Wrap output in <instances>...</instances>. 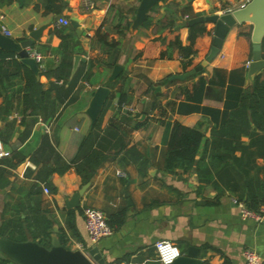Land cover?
Listing matches in <instances>:
<instances>
[{"label":"crops","instance_id":"1","mask_svg":"<svg viewBox=\"0 0 264 264\" xmlns=\"http://www.w3.org/2000/svg\"><path fill=\"white\" fill-rule=\"evenodd\" d=\"M65 1L66 6L58 14L45 13L42 6L37 7L39 0H0L3 33L4 25L10 36L20 41L33 29L44 26L28 50L30 55L35 54L31 56L37 59L41 71L49 73L40 75L45 88L53 82L68 86L52 72L63 60L73 61L71 77L83 70L65 102L57 104L55 114L47 118L31 114L30 109L25 111L23 74L0 82V140L11 152L26 153L23 160L14 157L16 166H7L9 184L1 186L0 178V233L3 221L15 215L19 202L26 201V194L32 188L40 187L41 207L55 220L52 231L55 225L65 227L66 217L73 211L80 237L67 228L68 246L81 249L79 246L83 244L88 250L97 246L105 264H162L155 249L158 240L175 242L184 255L196 251L202 264H224L227 260V264H244L246 248L257 251L264 264V217L260 221L243 218L233 200L234 196L251 194L264 198V157H249L248 152L237 149L234 156L239 158L238 169L229 151L215 145L228 137L223 130L237 107L234 104L239 89L248 87L255 76L250 79L248 71L252 56L244 65L235 64L239 30L243 25H252L253 31V24L245 21L233 25L217 55L201 70L184 78L179 75L206 58L214 35L198 42L199 53L195 56L198 63L194 67L186 69L185 61L177 53L172 58L157 57L160 41L156 38L171 14L177 16L180 37L187 44L191 18L208 15L211 9L223 14L228 8H238L243 0H160L148 13L152 15V23L136 27L133 22L141 0ZM88 1L93 7L86 6ZM194 12L198 14L191 15ZM60 16L67 17L69 24L58 26ZM72 19L79 22L81 33L72 25ZM56 26L73 35L66 53H62V38ZM99 29L108 33L110 39L120 40L117 64L123 67L120 74L124 73V79L114 87L109 82L120 74L114 80L109 79L114 66L104 62L107 55L101 51L95 36ZM76 55L81 57L78 61ZM16 56L20 58L17 53ZM91 61L95 63L93 73L90 80H85ZM215 68L228 70L223 84L214 75ZM259 72L264 75V68ZM212 77L217 82L212 83ZM200 78L205 83L202 92L195 94ZM100 85L111 88L97 119V132L109 157L86 182L74 163L64 173L53 172L50 176L53 190L36 177L42 162H35L31 154L48 165H55V151L69 162L74 160L83 137L93 127L87 109ZM7 93L9 104H5ZM51 94H56L54 88ZM122 95L126 97L124 101ZM192 106L199 108L186 111V107ZM173 120L199 127L204 133L196 162L189 169L177 167L175 171H167L165 168L167 122ZM253 128L251 124L250 129ZM241 139L247 144L251 137L244 132ZM122 142L127 147L137 146L143 154L138 157L116 154ZM221 152L226 154H217ZM218 155L224 156V160H218ZM6 157L0 156V173L1 159ZM140 164L144 167L142 172ZM85 184L80 205L68 206L67 201ZM85 206L102 210L108 222L113 223L112 233L95 244L91 243L86 227Z\"/></svg>","mask_w":264,"mask_h":264},{"label":"trees","instance_id":"2","mask_svg":"<svg viewBox=\"0 0 264 264\" xmlns=\"http://www.w3.org/2000/svg\"><path fill=\"white\" fill-rule=\"evenodd\" d=\"M42 6L45 13H61L66 6L65 0H39L37 7ZM157 5L153 7V10ZM193 13L191 15H197ZM177 16L171 14L168 20L163 23L161 35L158 36L160 41L159 48L157 50L158 58H172L175 53L178 54L185 61V68L194 67L198 62L195 61V56L198 55L199 49L197 47L198 42L204 37H212L214 35V24L211 21L197 22L192 25H188L189 29V43H183L180 37V26L176 21ZM152 23V15L148 14L143 26H149ZM130 27V24L129 26ZM57 33L62 38L61 47H63L62 53H66V48L70 47L72 33H65L62 27L56 26ZM252 25H243L238 33L237 44L238 47L235 53V64L244 65L252 56L253 43L251 41ZM96 40L101 45V51L106 54L104 62L113 67L115 66L120 57L121 44L120 40L115 38H109L108 33L101 31L96 32ZM207 55V54H206ZM141 56V55H140ZM262 57H264V37L262 40ZM72 60V59H71ZM63 60L59 66L52 71L57 80L63 79V82L68 83L66 87L64 84L59 85L53 82L49 88H45L44 84L40 80L42 73L49 74L48 72L41 71L40 75L26 65L20 58L16 56L13 51L0 48V82L4 83L5 79L10 76H16L23 74L26 78L25 92L23 95V103L25 111L30 109L32 114H41L43 118L53 116L55 114L56 105L65 102L71 90L76 85L77 79L82 74V69L79 70L74 76L71 77V67L73 61ZM95 65L94 61H91L88 70L84 74L85 80H90L92 76V67ZM67 66V68H66ZM228 74V70L224 68H215L214 75L218 77V82L223 84ZM71 78V79H70ZM124 79V73L122 72L119 77L109 82L111 87H114L120 80ZM212 83L217 82L215 77L210 79ZM205 83L204 78H200L199 83L195 86V94L202 92V87ZM56 90L54 96L51 94L52 89ZM238 101L234 104L235 107L231 112L228 125L224 127L223 132L228 136L227 138L218 141L219 147L227 149L228 154L234 162V167L240 168L239 158L235 157V151L241 149L243 152H248V156H261L264 157V75L260 72L256 73L252 83L245 87L243 90L239 89ZM53 96V97H52ZM114 96V95H113ZM121 101L126 99L125 95H122ZM194 98V97H193ZM10 97L7 93L5 95V104L10 103ZM110 102V101H108ZM108 102L106 103L108 105ZM199 106L186 107V111L197 110ZM180 109V108H179ZM181 110H183L181 108ZM185 110V109H184ZM254 124V128L250 129V125ZM99 122L97 121L92 129L83 137L79 149L78 155L72 161L65 160L60 152L55 151L54 161L55 165H48L31 154V158L37 162H42V166L38 171L36 177L49 185L51 189L55 190L50 176L53 172L64 173L68 170L72 163L76 171L81 175L84 182L89 181L98 167L109 157V153L105 151V145L101 142V137L97 132ZM247 133L251 140L249 143L242 142V133ZM204 133L199 127H192L183 124L179 120H173L167 122V137L165 143L167 144V155L165 161V168L167 171H175L177 167H183L184 169L191 168L196 162V156L199 153L201 142ZM116 154H130L131 156L138 157L143 154L141 150L133 145L127 147L125 142H122L118 146ZM26 153L22 151L11 152L6 159H1V186L9 184L8 167L16 166L17 162L14 161V157H19V160L25 159ZM204 154V153H203ZM226 154V153H217ZM218 160H224V156L218 155ZM145 163V161H143ZM144 169L143 164L139 165V170L142 172ZM41 188H32L28 194H26V201L23 199L19 202V206L16 207L15 215L5 219L1 225V235L7 236L14 240H36L46 246L51 245V233L53 232V225L55 220L46 209L41 207ZM238 201L245 203V205L251 209L259 210L264 205V198H259L257 195L251 194L247 196H234ZM75 213L70 211L66 217V226H59V239L61 243L68 246V234L67 228L73 231V234L80 237L76 228ZM110 224H113L109 220ZM12 262L5 255L1 254L0 264H9ZM229 263L228 260L224 264ZM12 264H18L13 262Z\"/></svg>","mask_w":264,"mask_h":264},{"label":"water","instance_id":"3","mask_svg":"<svg viewBox=\"0 0 264 264\" xmlns=\"http://www.w3.org/2000/svg\"><path fill=\"white\" fill-rule=\"evenodd\" d=\"M160 0H141L133 26H139L145 21L149 11ZM214 9L210 10L208 15H199L189 20V25L202 21H211L214 24V36L211 48L206 58H204L194 68L180 74V78L194 74L196 71L201 70L208 64L219 52L224 38L226 37L230 28L245 21H251L253 24L252 41H253V55L249 61V77L250 79L264 68V57H262V40L264 37V0H250L246 6L237 8L232 12H225L223 14H217ZM73 26H75L79 33V22L75 19L71 20ZM44 26L33 29L27 38L17 41L10 35L3 33L0 30V48L13 51L17 53L20 59L28 65L37 75H40L41 68L37 59L30 55L28 46H32L34 41L42 34ZM81 57L76 55V61ZM82 59H84L82 57ZM123 67L120 64H116L113 68L110 80H114L118 77ZM0 90L1 84H0ZM111 93V88L107 85H100L90 102L87 109L91 116L92 126L99 118L102 109L105 105L107 98ZM87 184L76 192L73 197L67 201L68 206H79L80 197L84 192ZM59 226H54V232L51 234V245L46 246L36 240H14L7 236L0 234V251L3 255L9 258L12 262L18 264H105V259L97 246H94L88 250V252L82 249L70 248L63 245L58 235ZM170 264H202V260L197 258V252L190 250L187 255L182 254L174 262Z\"/></svg>","mask_w":264,"mask_h":264},{"label":"built area","instance_id":"4","mask_svg":"<svg viewBox=\"0 0 264 264\" xmlns=\"http://www.w3.org/2000/svg\"><path fill=\"white\" fill-rule=\"evenodd\" d=\"M250 0H243L240 4V7H244ZM86 6L93 7V4L88 1L86 2ZM237 8H228L225 12H232ZM69 24V19L65 16H60L57 20V25H67ZM2 30L5 34L10 35L11 32L6 26H2ZM34 55L35 54H31ZM10 155V150L4 148L1 140H0V156H8ZM125 174L124 172H120ZM45 191L49 192V188L45 187ZM233 200L237 203L238 207L240 208V213L243 218H254L256 220H262L264 217V205L260 207L259 210H254L245 205V203L238 201L236 198ZM84 216L86 227L89 233L90 241L92 244L97 243L101 238L108 236L112 233L113 227L108 222L106 215L100 209L94 208L92 206H85L84 207ZM83 251L88 252V249L83 245L80 244L79 246ZM155 249L158 260L162 264H170L174 262L179 256L182 255V251L179 246L170 240H158L155 243ZM244 256V264H263L262 257L260 254L252 248H246L243 251ZM129 264H144V262H131Z\"/></svg>","mask_w":264,"mask_h":264}]
</instances>
